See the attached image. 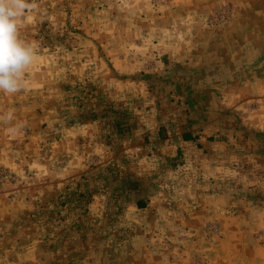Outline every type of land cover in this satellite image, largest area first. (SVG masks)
<instances>
[{
  "label": "rangeland",
  "instance_id": "obj_1",
  "mask_svg": "<svg viewBox=\"0 0 264 264\" xmlns=\"http://www.w3.org/2000/svg\"><path fill=\"white\" fill-rule=\"evenodd\" d=\"M30 2L0 264H264V0Z\"/></svg>",
  "mask_w": 264,
  "mask_h": 264
},
{
  "label": "clouds",
  "instance_id": "obj_2",
  "mask_svg": "<svg viewBox=\"0 0 264 264\" xmlns=\"http://www.w3.org/2000/svg\"><path fill=\"white\" fill-rule=\"evenodd\" d=\"M33 7L30 0H0V92L16 94L29 87L25 76L37 59V48L20 37L19 29L20 20ZM4 119L11 122L13 112L0 116V120Z\"/></svg>",
  "mask_w": 264,
  "mask_h": 264
},
{
  "label": "crops",
  "instance_id": "obj_3",
  "mask_svg": "<svg viewBox=\"0 0 264 264\" xmlns=\"http://www.w3.org/2000/svg\"><path fill=\"white\" fill-rule=\"evenodd\" d=\"M81 124L85 125V122H83ZM87 126L88 125L82 126V128L83 127H87ZM95 127L96 128L98 127L97 129H98V132H100V136H103V138L101 137L102 139L98 138L96 136L98 139H100V143H101V140H104L108 135H109V137H107L108 138L107 140H109V139H111L112 137L115 136V133L113 132L112 126L111 125H107V123L96 124ZM85 140H87V139H85ZM107 140L106 141L104 140L103 142H105V144H108V142L112 144V141H107ZM198 141H201V140L198 139ZM183 143H184V146L185 145L188 146L190 144V139H185V141ZM201 143L203 144V146H205L204 142H201ZM206 145H207V143H206ZM56 186L58 187V185H56ZM68 237H73V234L70 233V235H67V237L61 236V238L64 239L63 243L66 244V247H68V249H71L72 242L74 240H71V238H68ZM78 237H81V236H78ZM56 238H57V236H56ZM56 238H55L54 242H56ZM17 240H18V248H19V250H17L18 248L16 249L17 252H20V254H22V253L25 254L26 252H30V251H34V250L36 252V250H37V253H39V255L41 257V254H40L41 252L40 251H41V248L45 246V245L43 246V244H45V242L43 243L42 240H40V238H36L34 240L30 239L28 241L26 240V238H23V242L22 243L19 242V238H14V241H17ZM51 241H53V240H51ZM76 241L77 240H75V242ZM40 243H42V244H40ZM49 250L51 251L50 253H52L55 256L57 255V251H60V249L58 250L55 247L54 248L51 247V248L43 249V253L46 252V253L49 254Z\"/></svg>",
  "mask_w": 264,
  "mask_h": 264
},
{
  "label": "trees",
  "instance_id": "obj_4",
  "mask_svg": "<svg viewBox=\"0 0 264 264\" xmlns=\"http://www.w3.org/2000/svg\"><path fill=\"white\" fill-rule=\"evenodd\" d=\"M187 139V138H186ZM189 139V138H188Z\"/></svg>",
  "mask_w": 264,
  "mask_h": 264
}]
</instances>
